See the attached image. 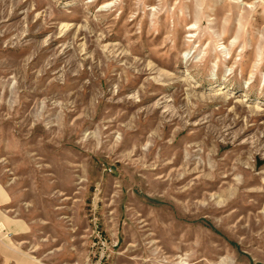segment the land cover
<instances>
[{
    "label": "rangeland",
    "instance_id": "1",
    "mask_svg": "<svg viewBox=\"0 0 264 264\" xmlns=\"http://www.w3.org/2000/svg\"><path fill=\"white\" fill-rule=\"evenodd\" d=\"M253 65L264 0H0V264H264Z\"/></svg>",
    "mask_w": 264,
    "mask_h": 264
},
{
    "label": "clouds",
    "instance_id": "2",
    "mask_svg": "<svg viewBox=\"0 0 264 264\" xmlns=\"http://www.w3.org/2000/svg\"><path fill=\"white\" fill-rule=\"evenodd\" d=\"M103 8H109L110 5H102ZM185 46L183 50L178 52V58L180 62L187 63L191 58L193 66L195 69H199L202 65L207 64L210 66L211 71H215L218 64H222L223 61H227L231 55V47H226L224 44L220 43L218 39L215 41H209V44H205L203 48L199 44H192L193 37L186 36ZM203 39V37H201ZM211 45V47L209 46ZM240 56L237 55L236 62H233L230 66H224L223 72L224 77L232 75L234 72L237 76L241 75L244 69L240 67L238 61ZM249 80L247 83L252 82V78L259 77V80L264 83V71H260L255 65H253L251 72L249 73ZM186 80H191L190 76L185 77Z\"/></svg>",
    "mask_w": 264,
    "mask_h": 264
}]
</instances>
